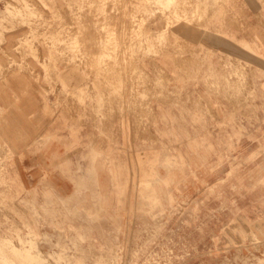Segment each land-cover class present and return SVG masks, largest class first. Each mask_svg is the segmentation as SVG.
<instances>
[{"label":"rangeland","instance_id":"rangeland-1","mask_svg":"<svg viewBox=\"0 0 264 264\" xmlns=\"http://www.w3.org/2000/svg\"><path fill=\"white\" fill-rule=\"evenodd\" d=\"M25 1L0 0V264H264V0Z\"/></svg>","mask_w":264,"mask_h":264},{"label":"crops","instance_id":"crops-1","mask_svg":"<svg viewBox=\"0 0 264 264\" xmlns=\"http://www.w3.org/2000/svg\"><path fill=\"white\" fill-rule=\"evenodd\" d=\"M17 8H20V7H17ZM21 9L24 10V14L17 15V16H12L10 14V12H8V14L12 18H15V19L21 18V20H23V21H25V17H28V16L29 17H33V16H35V15L31 14L30 10H28V4L26 3L25 0H24V5L21 7ZM26 23L28 25L32 26L31 23H29L27 21H26ZM168 29L166 28V31ZM166 31H165L164 35H165V38L167 40L168 37L166 36V34H167ZM219 33H220L219 30H217L216 33H214V31L212 32L211 31V27L205 33H203V31H199V29L197 28L195 30L192 29L191 32L189 33V36H190L191 39H206V40H211L212 38H214L213 36L220 37V40L219 41H223L227 47L234 48V49L237 48V45H236V40L237 39L235 38V36H233V35H225V36H223L222 34H219ZM224 34H227V33H224ZM2 36H3V33L0 30V38ZM13 39H14L13 36L10 37L9 39H7V49H11V45H12V42L11 41H13ZM135 40H138V44H139V46H141V40L140 39H137V38H135ZM26 42L28 43L27 40H26ZM233 45H235V46H233ZM68 49H69L70 52H75V50H74V42L71 41V42L68 43ZM46 52L48 53V58H50L51 55H55L57 53H60L58 51V48L55 47V43H53L52 45H50L49 48L46 50ZM172 54H174V53L173 52H170V51H166V52H162V53H157V56H160L159 57V60H158V63L161 64L162 66H165L167 64H172L173 65L174 63H176V59H175V57ZM69 61L72 62L71 63L72 64V66H71L72 72L73 73H76L80 78H83L84 79V77L79 74V71L76 68L75 69L73 68L74 64H73L72 58ZM15 78H16L17 81H19V83L21 82V84H23V85H27V83H28V79H27L26 76H17ZM61 79H62V77H61Z\"/></svg>","mask_w":264,"mask_h":264},{"label":"bare ground","instance_id":"bare-ground-1","mask_svg":"<svg viewBox=\"0 0 264 264\" xmlns=\"http://www.w3.org/2000/svg\"><path fill=\"white\" fill-rule=\"evenodd\" d=\"M116 34V33H115ZM118 51V50H117ZM232 60V59H231ZM231 60H229L230 61V63L232 62ZM232 64V63H231ZM231 66V65H230ZM232 67V66H231ZM244 73V72H243ZM246 80V79H245ZM5 247H6V245H5ZM5 251L7 250V249H4ZM25 253H28V252H25ZM16 254L17 255H19V256H21V257H23V258H28L29 257V254H27V255H25V254H23L22 252H16ZM30 261V260H29Z\"/></svg>","mask_w":264,"mask_h":264}]
</instances>
